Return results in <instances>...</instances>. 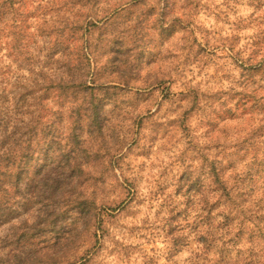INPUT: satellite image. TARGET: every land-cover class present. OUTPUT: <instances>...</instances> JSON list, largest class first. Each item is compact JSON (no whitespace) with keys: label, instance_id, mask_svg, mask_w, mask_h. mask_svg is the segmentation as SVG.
Wrapping results in <instances>:
<instances>
[{"label":"clouds","instance_id":"9594fccd","mask_svg":"<svg viewBox=\"0 0 264 264\" xmlns=\"http://www.w3.org/2000/svg\"><path fill=\"white\" fill-rule=\"evenodd\" d=\"M0 264H264V0H0Z\"/></svg>","mask_w":264,"mask_h":264}]
</instances>
